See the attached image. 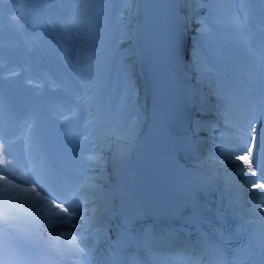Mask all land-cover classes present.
<instances>
[{
	"label": "snow or ice",
	"instance_id": "obj_1",
	"mask_svg": "<svg viewBox=\"0 0 264 264\" xmlns=\"http://www.w3.org/2000/svg\"><path fill=\"white\" fill-rule=\"evenodd\" d=\"M37 6L56 12L31 30L21 14L10 16L25 50L5 45L0 52V164L3 157L12 160L17 140L27 162L20 165L22 183L0 174L18 192L0 199V264H264V0H197V63L235 130L234 142L218 145L220 158L211 157L225 169L229 196L213 233L198 241L151 226L133 230L128 219L112 238L105 219L112 195L96 176L107 166L105 152L132 136L137 117L128 115L131 85L113 96L107 84L112 50L102 39L97 10L111 5L59 0ZM120 6L131 9L133 0ZM46 47L60 53L58 69L44 73L39 87L47 91L37 100L31 72ZM200 126L213 132L208 120ZM58 155L72 157L71 175L51 167ZM237 173L240 187L232 182ZM230 214L240 218L234 227ZM242 235L247 243L233 249Z\"/></svg>",
	"mask_w": 264,
	"mask_h": 264
},
{
	"label": "bare ground",
	"instance_id": "obj_2",
	"mask_svg": "<svg viewBox=\"0 0 264 264\" xmlns=\"http://www.w3.org/2000/svg\"><path fill=\"white\" fill-rule=\"evenodd\" d=\"M31 3V0H25L24 1V4H30ZM56 12V9L55 8H49V9H46L45 10V14L44 16H47L49 13H53V15L55 14ZM135 12H136V6H132L131 9H129V15H128V18H127V21H126V26H125V43H124V48L126 49L125 51L126 52H130L133 50V42H134V39H131L132 37V32L136 31V28H135V21L133 20V17L135 15ZM42 16H36L35 19L33 21H31V24L28 22L27 24L29 25V28L33 29L39 25H37L39 19L41 18ZM108 38H113V37H108ZM113 46H115L116 48H119L120 46L118 45L117 41L113 40ZM196 45L192 46V47H195ZM196 55V54H195ZM197 56V55H196ZM128 64H125L123 60L121 59H117L116 60V63L115 64H110V67H108V72L109 70L110 71H114L116 72V69L117 68V72H116V75H117V78H126L127 76H129L130 74H134L135 76H140V71H138L139 73H135L131 68H129L127 66ZM190 65L193 66V67H196V66H199L198 63H197V57L194 58V59H191L190 60ZM53 69L55 70V68L53 66H50L48 64H46L45 62L42 61V63L39 65V67H36L32 70L31 72V75L33 76V80H39V79H42L43 76H44V73L48 70V69ZM28 74V73H27ZM107 76V74H106ZM207 88H210L212 89V85H207ZM147 91H144L143 90V94H146ZM205 108H203V105L200 106V110H204ZM220 110H221V113L219 114V120L222 122V123H227V118L225 117L224 115V111H223V107L221 106L220 107ZM210 110H204L202 114H200V112H194L192 113L191 115H187L186 117H184V121L187 120V119H190L192 122H195L199 116L201 117V122L204 121V120H208L209 121V117H210ZM210 122V121H209ZM219 124L216 123L215 125ZM214 126V125H213ZM198 127H200V130L197 131V134H196V137L199 138V136L203 133H206L208 132V130H206L205 128L199 126L198 124ZM225 129H227L228 131V127H226ZM234 130V129H233ZM235 140V137H231L230 135H228L222 142L223 143H229V142H234ZM190 141V140H189ZM19 142V140H17V143ZM199 142V141H198ZM197 142V143H198ZM202 143L199 142L198 145H197V149H200L201 147H205V150H209V149H212L214 147H216L215 144H212L211 142H208L204 145H201ZM220 144V143H219ZM218 144V145H219ZM195 144H193L192 142L187 146V149L182 152V153H176V159L177 161H179L180 163H183V164H188L189 162H191L192 160L196 159L195 157V153H196V148H195ZM218 147V146H217ZM14 148H17L18 150H13L12 151V157L19 163H21L22 165H26V159L24 157V154H23V151L22 150H19L21 148H19V146H14ZM108 157H109V152L106 151L105 152V158L106 160H108ZM6 161L5 165H6V169H5V172L1 173L0 174H4V175H7L10 179H13V180H19V177H22V176H16V177H13V173H14V170H13V167L12 165L7 161V159H4ZM161 163V162H160ZM158 163V164H160ZM157 166L159 165H152V167H150L149 170H147L145 172V175L142 177V179H146L147 177L151 176V175H154L153 173H150V170L153 169V168H156ZM230 168V167H229ZM166 170H170V167L169 165H167V168ZM96 172H99V169L97 168L95 170ZM230 173L232 172V169H230L229 171ZM66 173V172H65ZM60 174V173H59ZM95 174V173H93ZM63 175V174H61ZM68 174L66 173L65 175L63 176H67ZM244 175L246 176L247 173H244ZM236 177V178H235ZM184 177H181V179H183ZM235 178V181H237L238 183L242 184L243 183V177L239 175V173H237L236 175H234L232 177V181L233 179ZM220 181H224V178H219ZM96 181L97 183L99 184H102L104 189L106 188V182H105V170L103 172H100L98 176H96ZM0 187L2 188L3 190V195L5 196L6 194H10L11 196L15 197L18 192L17 190H14L12 188H10V186H8L5 182L3 181H0ZM165 199H159L158 197H155V198H150V199H147L143 202V205H145L146 208H150L151 210V213L152 212H166L169 210V207L168 206H165L161 203V201H164ZM137 204L135 202H131L129 198L125 199V200H122L120 202L117 203L116 205V210L118 212H122V213H127V215H129V212L126 210V209H130V210H133L134 212L137 211ZM119 209V210H118ZM117 212V213H118ZM117 213L115 216H117ZM133 216H136L135 213H133ZM184 217V216H183ZM181 218L180 217H166V216H161L159 218H146V220L144 222L147 223L146 226H151L154 230H157V229H160L161 228V225L159 222L161 221H166V220H180ZM115 220V219H114ZM190 221H192V219H190ZM191 225H192V222H191ZM132 228L133 230H141L142 228H138V223H133L132 224ZM187 235L189 236L190 234L188 232H186Z\"/></svg>",
	"mask_w": 264,
	"mask_h": 264
},
{
	"label": "rangeland",
	"instance_id": "obj_3",
	"mask_svg": "<svg viewBox=\"0 0 264 264\" xmlns=\"http://www.w3.org/2000/svg\"><path fill=\"white\" fill-rule=\"evenodd\" d=\"M188 3L191 4V0H188ZM123 14H124V13H122V15H121V13H120V14L118 15V19L113 20L112 23L114 24L115 22H117L118 20H120L121 17L123 16Z\"/></svg>",
	"mask_w": 264,
	"mask_h": 264
}]
</instances>
